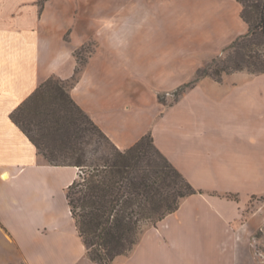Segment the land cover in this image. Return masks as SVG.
Returning <instances> with one entry per match:
<instances>
[{"label": "crops", "instance_id": "obj_1", "mask_svg": "<svg viewBox=\"0 0 264 264\" xmlns=\"http://www.w3.org/2000/svg\"><path fill=\"white\" fill-rule=\"evenodd\" d=\"M237 0H0V264H94L67 204L78 168L50 164L11 112L49 77L69 79L75 50L96 40L73 100L125 149L150 133L198 191L115 264H257L264 222V72L188 81L201 55L244 34ZM233 194L235 198L226 197Z\"/></svg>", "mask_w": 264, "mask_h": 264}, {"label": "trees", "instance_id": "obj_2", "mask_svg": "<svg viewBox=\"0 0 264 264\" xmlns=\"http://www.w3.org/2000/svg\"><path fill=\"white\" fill-rule=\"evenodd\" d=\"M248 29L236 37L213 64L196 69V77L179 85L177 98L199 79L239 70L264 72V0H237ZM77 66L66 80L49 77L25 98L10 118L36 146L41 158L50 164L78 168L77 177L67 186L65 196L76 228L94 264H115L128 255L144 229L155 226L175 211L181 200L198 192L156 147L150 133L126 149H119L73 100L70 87L82 67ZM24 106L26 119L15 118ZM90 127L106 138L107 144L92 150L77 146ZM226 197L235 198L233 194Z\"/></svg>", "mask_w": 264, "mask_h": 264}, {"label": "rangeland", "instance_id": "obj_3", "mask_svg": "<svg viewBox=\"0 0 264 264\" xmlns=\"http://www.w3.org/2000/svg\"><path fill=\"white\" fill-rule=\"evenodd\" d=\"M95 45H96V40L91 39L87 43H85L83 46H81L80 48L75 50L74 53L76 56H78V61H79L80 66L85 65L87 58H88L89 54L93 52ZM225 47H223L221 50H219L217 52L201 55V62H200V65L198 67L204 66L207 64L215 63L216 58H218L220 56L223 57V55L226 54V52H222ZM196 75L197 74H196V70H195L193 75L191 76V78L189 80L194 79L196 77ZM223 75H222V78H223ZM70 78L66 79L67 82H63V84L67 85L70 81ZM177 87L171 91L157 92L158 101L161 103H164V104L172 102L174 97H175L174 92L177 89ZM106 144H107L106 138L103 137L102 135H100L96 130H94L90 127L88 132L84 133V135L80 138V141L77 144V146L82 147L83 150L86 148L88 150H92L97 145L100 148L101 145L103 147ZM262 202H264V195L252 197L249 200L248 206L243 211V215L247 216L248 214H250L252 212V210L255 208V206L257 204L262 203ZM148 225L149 224H145L144 227H146ZM251 248H252V252H253V255L255 257V260L257 261V264H264V222L259 226L257 231L251 237Z\"/></svg>", "mask_w": 264, "mask_h": 264}, {"label": "snow or ice", "instance_id": "obj_4", "mask_svg": "<svg viewBox=\"0 0 264 264\" xmlns=\"http://www.w3.org/2000/svg\"><path fill=\"white\" fill-rule=\"evenodd\" d=\"M15 118L18 121H23V120L26 119V113L24 111V106L23 105L17 109L16 114H15Z\"/></svg>", "mask_w": 264, "mask_h": 264}]
</instances>
